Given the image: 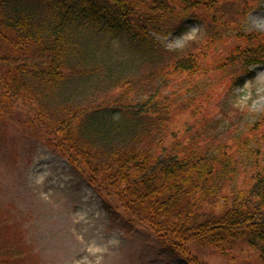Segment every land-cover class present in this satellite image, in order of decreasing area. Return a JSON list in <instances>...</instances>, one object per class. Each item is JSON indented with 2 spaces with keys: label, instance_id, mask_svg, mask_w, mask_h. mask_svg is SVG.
Listing matches in <instances>:
<instances>
[{
  "label": "rangeland",
  "instance_id": "374dc122",
  "mask_svg": "<svg viewBox=\"0 0 264 264\" xmlns=\"http://www.w3.org/2000/svg\"><path fill=\"white\" fill-rule=\"evenodd\" d=\"M188 16L177 28L169 19L151 30L149 53L123 37L82 34L88 74L60 87L56 102L71 107L134 103L157 90L167 117L153 131L152 151L159 152L154 145L160 141L172 147V134L179 150L202 147L218 171L213 182L222 204L248 186L256 164L264 165V66L245 70L232 61L236 50L264 47V0H216ZM188 55L198 58L201 69L175 73L173 62ZM140 77H147L144 83L119 87L124 79ZM236 78L242 82L234 83ZM11 114L18 123L2 117L0 124V248L10 247L15 255L0 262L188 264L164 252L144 227L108 212L105 199L45 141L43 131L20 122L26 112L14 108ZM218 206L205 209L218 211ZM191 250L204 264H261L245 242L226 256Z\"/></svg>",
  "mask_w": 264,
  "mask_h": 264
},
{
  "label": "trees",
  "instance_id": "16d2710c",
  "mask_svg": "<svg viewBox=\"0 0 264 264\" xmlns=\"http://www.w3.org/2000/svg\"><path fill=\"white\" fill-rule=\"evenodd\" d=\"M147 1L0 0V124L2 117L18 123L12 110H24L27 118L20 122L30 131H43L45 141L105 199L107 211L144 227L169 255L204 264L191 246L226 256L245 242L264 264V165L256 164L248 186L220 204V187L213 182L218 171L203 157L202 147L179 150L172 134V147L160 141L154 145L159 152L152 151L153 131L167 117L157 90L134 103L116 100L71 107L64 99L56 102L60 87L88 74L82 34L123 37L149 53L150 32L165 26L164 20L174 21L172 28H177L191 10L216 4ZM234 54L232 61L245 70L264 66V47ZM196 58L181 56L171 68L175 73H196L201 69ZM147 77L124 79L119 87L137 85ZM237 82L242 81L236 78ZM214 203L218 211L205 209ZM0 252V257L15 255L10 247Z\"/></svg>",
  "mask_w": 264,
  "mask_h": 264
}]
</instances>
